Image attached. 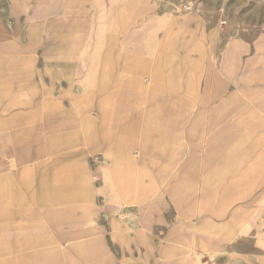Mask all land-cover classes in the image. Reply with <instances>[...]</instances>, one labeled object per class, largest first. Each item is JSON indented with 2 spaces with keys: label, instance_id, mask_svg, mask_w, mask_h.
Masks as SVG:
<instances>
[{
  "label": "rangeland",
  "instance_id": "1",
  "mask_svg": "<svg viewBox=\"0 0 264 264\" xmlns=\"http://www.w3.org/2000/svg\"><path fill=\"white\" fill-rule=\"evenodd\" d=\"M13 96L31 106L7 107ZM36 106L76 122L44 143L74 156L45 157L28 192L16 177L24 165H13L27 149L11 134ZM16 112L0 120V161L14 178H0V220L29 216L0 224V264H264L263 161L248 198L227 206L247 215L205 212L262 158L264 0H0V115ZM11 183L22 205L5 198ZM206 236L224 241L202 247ZM45 238L61 245L53 261L14 252L27 239L26 252L48 254Z\"/></svg>",
  "mask_w": 264,
  "mask_h": 264
},
{
  "label": "crops",
  "instance_id": "2",
  "mask_svg": "<svg viewBox=\"0 0 264 264\" xmlns=\"http://www.w3.org/2000/svg\"><path fill=\"white\" fill-rule=\"evenodd\" d=\"M15 96H13L11 99L13 101H10L7 104V107H14V106H20L22 105L21 108H25V107H30V103L27 105L25 102L20 101L21 103H17V101L19 100H15L17 98H14ZM44 108H41L39 106H36L35 109H33V119L29 125H25L22 126L20 124V122H16L17 124V128L15 131H13V133L11 134L13 137V139L15 140V142H18L20 144H18L19 147L27 149L25 151H23L22 155L21 152L19 153V156L15 161H14V166H20V165H24L22 166L21 169H19L18 171H16V177L17 180H19V183H22L23 186L27 187L28 192L30 191L29 189V180L32 176H30V173L33 171L34 173H38L40 171V168L44 167V158L49 156L48 161L53 164V163H58L60 162L62 159H67V158H72L74 156V154H66L60 157L61 154H57V150H52L51 148L47 149L44 146V143L47 141V137H55L54 135L62 133V132H68L72 129H74L76 127V122L70 118L69 115L65 114V113H54L51 111H43ZM5 112V111H2ZM21 114V112H16L13 114H10L9 116L7 114H3L0 115V120H12L13 122H15L14 120H16V118H18V116ZM4 117V118H2ZM7 117V118H6ZM250 122L252 124H255L257 126H263V121L261 119H259L258 117L253 116L250 119ZM93 128H89V131L91 133H93L92 130ZM95 131V130H94ZM46 137V139L44 138ZM45 139V140H44ZM17 140V141H16ZM97 141V140H96ZM48 143L52 144L53 142H58V139H50L47 141ZM98 142V141H97ZM99 142L101 143V140L99 139ZM14 151V150H13ZM15 152V151H14ZM16 153V152H15ZM6 157H10V155L8 154L7 156V152H6ZM62 158V159H61ZM264 162V149H263V153H262V158L258 161V162H254L252 163V165H250L249 167L245 168L244 170H242L241 173H239L238 177L235 179H232V181L229 182V184L224 188L223 190V194L220 198H218L215 203H216V207H208L205 212L210 213L212 212L215 215V218L217 219H221L223 217H225L226 215H228L230 212L228 211L227 206L229 205V203H232L233 201H237V200H244L246 198H248V194H241V191H243L242 188H244V186L246 184H249L253 181L259 182L261 179V172L262 169L259 167L260 162ZM29 162H33L32 165L33 166H26V163ZM5 168L3 167L1 161H0V178L4 181V182H9L10 180H12L13 176L12 174H10V172H4ZM64 174H66V172H64ZM39 175V174H38ZM42 176V173L39 175ZM35 178V177H34ZM65 178L67 179H74L75 175L69 173L67 175H65ZM14 179V178H13ZM39 179V192L41 194H43V178H38ZM264 180V179H263ZM63 189H65L63 186H56L55 188H53L50 192L51 193H55L57 201H62L63 200V194L64 192ZM67 189V188H66ZM174 189H180V184L179 183H175L174 185ZM10 190V189H9ZM21 186H19V184H15V183H11V191H8L9 193L6 195L5 198L11 197L14 198L17 194L18 196V202L20 205L23 204L22 201V193H21ZM68 191L70 193H72L73 189H68ZM24 192H26L24 190ZM26 192V193H28ZM40 194V195H41ZM43 197V196H42ZM263 198H252L249 200V206H258L261 204ZM214 200H212L211 202H213ZM39 211V210H38ZM246 209H241V208H237L234 209L230 214L232 217L236 218H242L245 215H247L246 213ZM7 215L9 216V220L5 221V219L0 220V224L5 223L6 225L8 224H12V222H10V220H12V218L14 217L15 219L17 217H24L26 218V216H29V213L27 211H8ZM8 222V223H7ZM16 224V223H15ZM14 224V225H15ZM9 226V225H8ZM16 227V226H15ZM14 227V228H15ZM12 229V227H10ZM183 235V234H181ZM166 236L169 238L172 236L171 232H167ZM37 241V244H42L43 239L42 238H37L35 239ZM200 243V245L202 247H212V246H217L220 245L221 243H223V239H218L216 237H211V236H206V237H197V239ZM49 241L51 243H54L56 246H54L51 250L50 253L47 254L46 251L40 250V251H35L32 253H28L26 252L27 247L30 243H34L33 241H29L27 239H23L20 242H22L20 245H15L14 247V252L16 253L17 257H19L21 260H24L25 262L29 261L30 259H35V260H44V258H49L50 259V255H52L51 261H53L55 258L53 254H56V252H58V250H61V245L59 243V241H51L50 238H45L44 242ZM1 250V249H0ZM9 252H11V249H8ZM197 254H194L192 256L191 261L195 262L197 260ZM10 260V259H9ZM9 260H4L5 261H9ZM186 260L187 259H180L177 260L175 262H172L170 264H186ZM5 264H13L12 260H10L9 263H5Z\"/></svg>",
  "mask_w": 264,
  "mask_h": 264
}]
</instances>
